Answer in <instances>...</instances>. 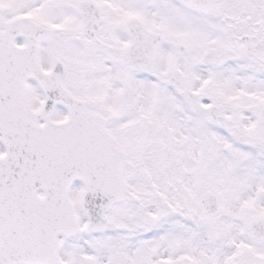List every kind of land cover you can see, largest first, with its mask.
I'll return each instance as SVG.
<instances>
[{
  "label": "snow or ice",
  "instance_id": "6c2138e0",
  "mask_svg": "<svg viewBox=\"0 0 264 264\" xmlns=\"http://www.w3.org/2000/svg\"><path fill=\"white\" fill-rule=\"evenodd\" d=\"M0 264H264V0H0Z\"/></svg>",
  "mask_w": 264,
  "mask_h": 264
}]
</instances>
